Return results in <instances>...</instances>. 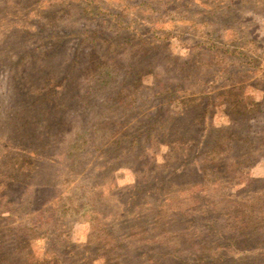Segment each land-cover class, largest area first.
<instances>
[{"label": "rangeland", "instance_id": "obj_1", "mask_svg": "<svg viewBox=\"0 0 264 264\" xmlns=\"http://www.w3.org/2000/svg\"><path fill=\"white\" fill-rule=\"evenodd\" d=\"M163 255L264 264V0H0V264Z\"/></svg>", "mask_w": 264, "mask_h": 264}, {"label": "trees", "instance_id": "obj_2", "mask_svg": "<svg viewBox=\"0 0 264 264\" xmlns=\"http://www.w3.org/2000/svg\"><path fill=\"white\" fill-rule=\"evenodd\" d=\"M171 91V88H167L164 92H166V93H169ZM160 92L159 91H157L156 93H155V95H158ZM257 105V107L259 106H261V103H256ZM176 114H178V113H175V115ZM158 121H162V120H158L157 118H152V126H151V128H150V131H155V129H154V127L156 126L157 127V123H158ZM162 123V122H161ZM160 126H163L162 124H160ZM157 128H160V127H157ZM153 135V134H152ZM245 238H247V236L245 235L244 236ZM257 246H259V244H257ZM239 247H241V246H239ZM244 247V246H243ZM170 256H167V255H163L162 256V258H161V260H159V261H155V259L152 261V262H158V263H160V264H165V263H168V264H182L183 262L181 261V262H179L180 261V259H179V261H177V262H175V263H171L170 262V258H169ZM176 257V255L175 256H172V258H175ZM149 258H152V256H150ZM255 260L254 261H256V260H258V258L256 259V258H254ZM198 261V260H197ZM237 260L236 259H232V262L231 261H228V264H233L234 262H236ZM186 262V261H185ZM199 263V262H198ZM118 264V263H117ZM185 264H189V263H185ZM200 264H217V263H213V262H211V263H209V261L208 262H204V263H200Z\"/></svg>", "mask_w": 264, "mask_h": 264}]
</instances>
